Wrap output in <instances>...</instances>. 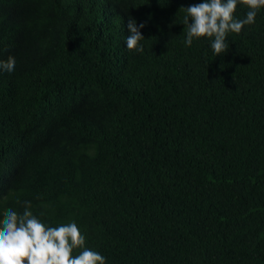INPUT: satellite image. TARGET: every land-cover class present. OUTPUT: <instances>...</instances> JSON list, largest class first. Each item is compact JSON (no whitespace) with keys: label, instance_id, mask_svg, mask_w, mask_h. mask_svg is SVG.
<instances>
[{"label":"trees","instance_id":"trees-1","mask_svg":"<svg viewBox=\"0 0 264 264\" xmlns=\"http://www.w3.org/2000/svg\"><path fill=\"white\" fill-rule=\"evenodd\" d=\"M201 2L0 0V214L75 221L107 264H264V8L216 57L184 42Z\"/></svg>","mask_w":264,"mask_h":264},{"label":"clouds","instance_id":"clouds-1","mask_svg":"<svg viewBox=\"0 0 264 264\" xmlns=\"http://www.w3.org/2000/svg\"><path fill=\"white\" fill-rule=\"evenodd\" d=\"M238 5L247 9L244 18L234 15ZM261 8H264V0H203L182 6L178 14L184 13L181 21L184 42L190 47L194 40L208 38L215 56H221L229 49L228 34H240L246 25L255 24ZM127 26L130 32L125 38L127 49L143 53L141 42L145 38L141 29L146 25H138L129 16ZM15 63L12 56L6 61L0 60V72L11 73ZM31 208V202L24 201L22 212L6 208L0 214V264H107L103 255L85 246L86 239L75 221L57 227L47 226ZM75 250H79L77 255H73Z\"/></svg>","mask_w":264,"mask_h":264}]
</instances>
